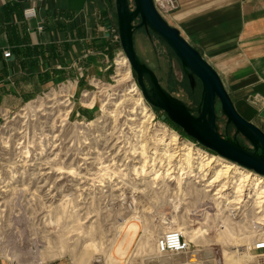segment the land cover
<instances>
[{"label":"rangeland","instance_id":"1","mask_svg":"<svg viewBox=\"0 0 264 264\" xmlns=\"http://www.w3.org/2000/svg\"><path fill=\"white\" fill-rule=\"evenodd\" d=\"M134 47L137 55L152 68L161 86L195 115L201 85L196 81V87L190 88L179 60L167 45L153 33L139 30L134 33ZM119 49L117 47L114 52L105 79L92 76L85 85L84 70L77 63L74 76L14 109L0 108V186L12 184L0 187V256L17 263L66 258L75 264H121L117 260V250L127 242L121 230L134 223L141 230L127 248V255L123 256L125 264H247L249 245L255 238V224L262 225L264 220L260 219V214L253 215L250 206L244 207L245 202H239L235 208L221 204L223 212L218 213L216 203L219 201L213 195L218 187L206 193L197 192L190 182L183 186L186 191L180 193L176 182H171L172 186L168 184L162 189V207L145 206L141 198L135 199V210L131 211L119 208L120 204L113 199L87 197L103 170L87 164L88 152L92 150L95 153L91 156L99 159L108 156L106 149L99 146L102 128L117 134L122 131L123 151L129 155L134 143L132 133L138 127L149 125L142 121L143 106L139 105L138 93L133 91L134 86L140 91L134 72L130 68L126 79L118 75L123 71L116 64ZM224 88L236 111L264 131L261 121L264 117H260L258 106L250 103L247 96H234L230 86ZM91 101L92 105L88 106ZM152 110L155 123H166L162 111ZM216 124L220 134L233 136L231 126L225 129L224 117H219ZM90 138H93V145ZM237 140L249 146L242 137ZM140 163L125 166L127 178ZM152 166L155 176L166 175L165 163L160 166L153 162ZM116 167L109 168L116 172ZM172 168L175 169V165ZM32 179L36 184L44 179L48 181V186L52 187L48 192L54 197L46 199L37 194ZM152 184L144 183L138 188H144L143 193L153 194ZM45 185H38L39 190ZM2 189L9 191L3 193ZM229 193L228 199L232 201ZM160 199L155 195L152 198L154 202ZM137 209L138 214L135 213ZM257 210L255 207L253 211ZM170 229L194 230L197 234L200 229L206 232L204 237L192 241L184 236L189 243L186 254L159 255L155 252V240ZM108 257L111 258L108 260Z\"/></svg>","mask_w":264,"mask_h":264},{"label":"crops","instance_id":"2","mask_svg":"<svg viewBox=\"0 0 264 264\" xmlns=\"http://www.w3.org/2000/svg\"><path fill=\"white\" fill-rule=\"evenodd\" d=\"M32 6L33 0H0V108L14 109L74 76L77 63L85 85L92 76L105 79L120 47L114 0H36L37 17L29 24L24 10ZM165 20L224 87L237 98L247 96L259 114L264 110L256 99L264 97V0H177ZM0 264L11 263L0 258ZM42 264L75 263L58 258Z\"/></svg>","mask_w":264,"mask_h":264},{"label":"water","instance_id":"3","mask_svg":"<svg viewBox=\"0 0 264 264\" xmlns=\"http://www.w3.org/2000/svg\"><path fill=\"white\" fill-rule=\"evenodd\" d=\"M120 47L135 74L142 97L153 108L162 111L168 120L201 147L215 155L264 176V132L245 120L235 109L221 79L179 33L157 12L152 0H114ZM153 33L173 52L193 90L198 81L201 97L196 114L167 92L152 68L139 57L134 47V33ZM225 118V129L231 126L233 136L217 130V120ZM264 117V110L260 112ZM242 137L248 147L241 145Z\"/></svg>","mask_w":264,"mask_h":264},{"label":"bare ground","instance_id":"4","mask_svg":"<svg viewBox=\"0 0 264 264\" xmlns=\"http://www.w3.org/2000/svg\"><path fill=\"white\" fill-rule=\"evenodd\" d=\"M117 58L118 60L116 61V64L121 66L120 70H123L120 72L121 75H118L126 79L128 78V71L130 69L128 60L125 57ZM134 89L136 91L135 94L138 93V102L140 103L139 105H141L143 99L140 95V91L137 87ZM92 101L88 103V106L92 105ZM82 103L85 104L84 101H82ZM146 110V107L143 106L142 117H144V120L142 121H146L145 123L149 125L146 128L141 126L139 132L142 134L141 138H144L145 135L148 134V139H150L154 147H150V145L146 143L139 145V149L141 150L140 157L143 159L140 163V166L142 167L140 169V166H135L132 171H134L137 177L142 180L141 186L144 185V182L153 181L156 184H159L163 180L165 182V179L170 178V182H176L177 189H179L180 193L186 191V188L183 186L186 185V183L188 185L190 182L193 189L197 192L201 191L206 193L211 191L210 188L218 187L213 194L219 201L216 203L218 213L223 212L221 204H225L226 208H232L235 205H238L239 202H245L244 207L250 206L251 213H253V215L260 214V219L264 220V176L251 173V171L245 170L242 167H237L232 162H229L220 156L210 154L208 151H205L203 147H198L194 142L187 140L186 138L183 141H180L178 132H176L175 129H171L167 123H150L151 117L148 116ZM151 124L152 126H150ZM171 131H173V133ZM146 148L148 152H146ZM150 149H153V152L149 151ZM153 162L159 163L160 166L165 163V166L167 167V169H165L166 175L161 174L155 176V171L153 170L154 167L152 166ZM146 165H149L150 167L146 168ZM173 165H175V169L172 168ZM157 172L160 173L159 171ZM70 173H73V171ZM150 179L151 181H148ZM194 183L198 184L201 188L196 187ZM220 183L222 185H220ZM245 192L246 194H244ZM228 193L233 197L232 201L228 199ZM241 197H243L242 200H240ZM255 207L258 208L256 212L253 211ZM262 223H264V221H262ZM256 224L260 225L261 223ZM140 230L141 228L134 223L128 224V227L125 230H121L123 238L127 240V242L124 243L125 247L117 250V260L118 262L120 261L121 264H125L123 256L127 255V248L134 242L139 235ZM177 231L182 233L183 236H187L190 241H192V239H197L198 237H204L206 232L203 229L199 230V234L194 230L187 229L186 231H183V229ZM110 258L111 257H108V260ZM233 263L235 264V262Z\"/></svg>","mask_w":264,"mask_h":264},{"label":"built area","instance_id":"5","mask_svg":"<svg viewBox=\"0 0 264 264\" xmlns=\"http://www.w3.org/2000/svg\"><path fill=\"white\" fill-rule=\"evenodd\" d=\"M155 9L157 12L165 19L166 16L170 15L171 13L175 12L177 10V0H152ZM114 41L118 42L119 38L118 35L116 34L114 36ZM3 58L8 59L11 57V52L8 50H5L2 52ZM118 56L119 57H125L122 49L120 48L118 50ZM136 88V86H134ZM135 91V89L133 90ZM143 99V98H142ZM142 100L141 104L143 105ZM145 102V101H144ZM148 105V106H147ZM145 106V105H143ZM147 106V107H146ZM146 111L148 113V116H150V123L155 124V113H153V107L149 105L146 102ZM143 113V112H142ZM143 114H141L142 116ZM165 123V122H163ZM158 124V122H156ZM139 127L137 130H134L132 133L134 135V143L132 145L131 151L128 154L123 151L124 147V139L122 137L121 132L117 134L116 132H111L110 130L106 128H102L101 131V138L99 142V146L101 149H106L107 152V157L103 159H99L98 156H91L95 152L90 150L88 153L89 155L86 157L87 164L90 166H98L97 169H103L101 173H99L96 177V184L94 188H90V193L92 195H89L90 193L88 192L86 195L89 198L92 197H102V198H107V199H113L115 200L116 204H120L119 208H124L129 211L135 210V205L134 201L141 199L142 204L145 206H153L154 208H160L162 207V200H163V193L162 189L165 185L170 184V178L165 179V182H160L159 184H156L155 182L151 181L153 184L151 185V191H154L153 194H147L143 193L144 188L139 189L138 187H142V180H140L137 175L132 173L130 177H126L125 172V166L128 167L131 164H138L141 162V150L139 149L140 144H148L150 147H154L148 139V134L145 135L144 138H141V133L139 132ZM91 129L89 130L90 133ZM178 137L180 138V141L184 140L185 138L181 137L180 134H178ZM93 138H90L91 144ZM144 142V143H141ZM199 147L197 143H195ZM149 151L153 152V149H150ZM127 156V158H125ZM234 164V163H233ZM236 165V164H234ZM120 167L119 169L116 167L114 172V169L110 170L109 167ZM134 166V165H132ZM237 166V165H236ZM238 167V166H237ZM253 173V172H251ZM33 183H35L34 179ZM125 181V182H124ZM12 182H14L12 180ZM46 183L45 187L39 190V187H42ZM144 183H150V182H144ZM8 185L11 187V183H6V187ZM39 185V187H38ZM5 186H0L1 188ZM35 187L38 192L37 194L41 195V197L50 198L51 194L48 192L52 187L51 185L48 186V181L45 182V179L38 184L35 183ZM165 188V187H164ZM46 189V191H45ZM95 190V191H94ZM9 190L2 189L1 192L5 193L8 192ZM165 192V191H164ZM153 195V196H152ZM161 198L157 202H154L152 198ZM51 197H54L52 195ZM151 198L149 201L148 199ZM146 200V202H145ZM139 210H136V214H138ZM135 219L138 220V217H135ZM261 226L264 225H259L255 224L256 228V233H255V238L252 240L251 244L249 245L248 253H249V262L247 264H264V229L261 228ZM154 248L157 254L159 255H179V254H186L189 250V243L185 240L184 236L177 230L175 229H170L167 230L165 233L161 234L154 243ZM4 258L7 261H9L11 264H42L43 262L41 261H32L29 263H17L16 261L10 260L9 258L6 257H1Z\"/></svg>","mask_w":264,"mask_h":264},{"label":"clouds","instance_id":"6","mask_svg":"<svg viewBox=\"0 0 264 264\" xmlns=\"http://www.w3.org/2000/svg\"><path fill=\"white\" fill-rule=\"evenodd\" d=\"M35 3H36V0H33V6L32 7H29V8H26L24 10V18L26 21L29 22V24L31 23V21L33 19H35L37 17V11H36V7H35ZM34 35V34H33ZM35 43V41H34ZM257 100H262L264 101V97H260L259 94H257V97H256ZM250 103H253L252 100L249 101Z\"/></svg>","mask_w":264,"mask_h":264},{"label":"trees","instance_id":"7","mask_svg":"<svg viewBox=\"0 0 264 264\" xmlns=\"http://www.w3.org/2000/svg\"><path fill=\"white\" fill-rule=\"evenodd\" d=\"M134 76H135V74H134ZM164 121H166V123L167 124H169V126L171 127V128H174L175 130H177L178 132H179V134L182 136V137H184V138H187L188 140H190V141H192V142H194V143H196L193 139H191V138H189L187 135H185L177 126H175L174 124H172L167 118H165V119H163ZM199 145V144H198ZM200 146V145H199ZM201 147V146H200ZM203 149H205V148H203ZM206 151H208V152H210V153H212V154H214L213 152H211V151H209V150H207V149H205ZM215 155V154H214Z\"/></svg>","mask_w":264,"mask_h":264},{"label":"flooded vegetation","instance_id":"8","mask_svg":"<svg viewBox=\"0 0 264 264\" xmlns=\"http://www.w3.org/2000/svg\"><path fill=\"white\" fill-rule=\"evenodd\" d=\"M163 115L165 116V118H167L165 114H163ZM167 119H168V118H167ZM167 125L169 126V124H167ZM169 127H170V126H169ZM175 131L178 132L177 130H175Z\"/></svg>","mask_w":264,"mask_h":264}]
</instances>
